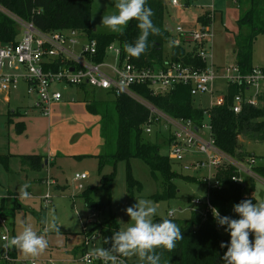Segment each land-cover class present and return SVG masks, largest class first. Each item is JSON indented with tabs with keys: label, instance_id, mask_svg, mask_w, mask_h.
<instances>
[{
	"label": "trees",
	"instance_id": "16d2710c",
	"mask_svg": "<svg viewBox=\"0 0 264 264\" xmlns=\"http://www.w3.org/2000/svg\"><path fill=\"white\" fill-rule=\"evenodd\" d=\"M236 1L239 3V0ZM165 2L166 0H147L146 6L150 7L153 12L151 19L154 26L159 29V34L150 33L146 51L139 59L129 56V60L140 67H148L153 64L161 65L168 61L202 68L204 63L196 54L195 48L188 46L189 38L182 37L180 42L175 41L172 34L164 26ZM250 4H253V0H250ZM0 6L23 20L31 21L41 30L69 29L79 32L89 40L94 39L96 41V52L92 56L94 61H101L104 58L106 47L111 42L119 45L121 55L127 54L124 51V45L126 43L134 45L141 34L137 27L138 21L135 19L129 22L122 34L95 29L91 23L92 0H0ZM238 6L240 14L236 21L237 30L234 33L233 52L235 64L238 65L240 72L245 74L253 68V43L257 33L263 29V21L261 22V18L255 16L254 5L246 10L241 5ZM208 16L209 12H203L198 15V19L203 23H208L211 21ZM16 24L17 22L11 16L0 11V43L15 44L17 42L18 29L15 27ZM165 42H169L168 52L163 49ZM52 67L58 69L59 66L53 64ZM261 68L264 70V66ZM76 87L86 90L88 86ZM133 87L146 100L172 117L190 119L198 126L204 119V108L193 106V97L190 95L187 85H173L164 93L155 94L151 93L148 86ZM238 91L239 86L230 85L227 90L226 104L209 108V132L218 149L228 155L240 158L248 155L249 152L245 147L243 149L240 146L239 136L249 140L263 138L264 106H244L239 113H234L229 104L233 95ZM104 92L112 96L107 101L96 99L93 92H90L92 99H83L86 102L87 111L100 116V134L104 139L102 150L94 155L97 159V171L100 175L99 185L82 187L79 194L84 200L85 206L97 211H102L108 206L109 200H95L93 192L96 188L102 189L109 197L117 163L120 161L126 163V191L128 195H132L134 191H141L142 185L131 174L130 160L132 158L141 160L156 180L160 177L158 179L161 182L160 190L151 195L152 199L159 201L177 198L178 190L173 180L176 178L189 180V177L175 171L172 168L174 161L167 156V153L162 154L160 152V144L167 145L168 133L165 135L164 131L153 132L151 135L153 140H149L147 137L150 134L145 133L144 128L149 122H155L153 119L148 121V109L125 94L115 95L111 91ZM7 123H11L10 118L7 119ZM14 126L17 133L24 130L23 121L15 122ZM20 158L22 166L34 170L42 168L44 160L47 159L46 156L37 154L22 155ZM0 163L3 167H7L5 156H0ZM105 166L111 168L107 173H103ZM255 169L256 172L261 173L264 167L256 166ZM235 173V167L231 165L226 168H214V180L220 186L208 190V199L211 206L217 208L220 214L238 219L239 216L233 211L234 204L244 199H250L254 203V197L251 194L245 195L243 185L231 179ZM190 199H188L189 204H191ZM189 210L190 213L186 218L168 215L153 218L156 223L161 222L164 218L171 219L180 227L183 236L182 240L176 242L173 251L157 249V252L161 254L160 264H225L222 257L227 248H222L220 245L222 242L228 243L224 234L217 230L215 218L206 205L201 206L199 211L193 207H190ZM105 223L109 224L116 232L117 224L112 216L99 224L103 226ZM99 229L100 226L95 225L87 236L100 233L102 248L110 249V237L104 230ZM86 248L87 242H84L81 254L84 255L88 252ZM15 259L14 246L7 247L5 251L0 250V260H3L4 264H11L15 262ZM98 264H103V262H98Z\"/></svg>",
	"mask_w": 264,
	"mask_h": 264
},
{
	"label": "rangeland",
	"instance_id": "374dc122",
	"mask_svg": "<svg viewBox=\"0 0 264 264\" xmlns=\"http://www.w3.org/2000/svg\"><path fill=\"white\" fill-rule=\"evenodd\" d=\"M206 1V0H205ZM207 5L211 0H207ZM116 0H92L91 7V23L93 27L100 31H110L107 27L101 24L103 15H111L117 13L115 8ZM214 18L212 20L213 36L211 39L210 52L212 54L211 59L216 66L219 65L223 70L219 69V73H226V68L234 66L235 55L233 52L232 41L230 38V30L233 26H236L235 17L238 13L240 14V8L238 5L246 10L254 5V14L256 17L263 21V29L259 31L253 43V66L261 67L264 64V0H253V4H250V0H239V3L233 0H214ZM238 2V1H237ZM164 6L163 19L164 26L172 34L177 36L174 27L176 21L169 18V12L175 13L177 9L168 4L166 0ZM220 10L222 19L220 17ZM0 11L11 16L16 21V15L10 13L0 6ZM238 18V17H237ZM17 22V21H16ZM223 22L228 23L227 27H224ZM18 31H22V27L16 24ZM229 29V30H228ZM79 39V46L86 44L87 38H85L79 32L75 34ZM170 39V38H169ZM187 44V43H185ZM78 45L75 46V50H78ZM163 49L165 52L169 50V42H165ZM110 60V58H109ZM225 83V82H224ZM221 87H226L225 84L220 82ZM17 90L10 94L11 101L7 104L3 100V95L0 94V147H4L3 144L7 140V112L16 106H31L33 103L32 98H29L24 90V83L20 80L17 84ZM15 88V89H16ZM58 88L63 92L65 89L62 86ZM94 97L96 99L109 100L112 96L105 93L100 89H93ZM78 97V95H76ZM20 98V99H18ZM81 101V100H80ZM209 94H202L193 97L192 104L197 108H207L209 106ZM21 102V103H20ZM8 110V111H7ZM34 112L28 114L30 117L43 118L45 123L42 122L41 127H45L42 134L47 136L46 145L47 147H93L94 140L97 138L96 128L90 124V119L85 118L82 111L74 110L76 116L74 121L64 124L60 121L49 123L50 117L42 115L39 111L32 109ZM22 112L14 110L10 116L14 119L20 117ZM66 112L61 115L64 117ZM61 116H59L61 118ZM99 116V115H98ZM100 117V116H99ZM89 119V120H88ZM49 120V121H48ZM63 120V119H62ZM206 120V119H205ZM154 129L149 133L150 136L147 138L153 140V132L164 131L165 135L169 132L170 126L164 127V122L154 123ZM84 128V129H82ZM37 132L38 129L35 128ZM205 135L207 131L204 129ZM240 146L245 147L249 154H253L252 157L257 159V164L249 163L252 159L251 156L245 155L243 157L232 156L237 163L243 164L246 169H251L252 175H247L235 168V176L240 178L239 183L243 185V193L245 195L251 194L255 198V203L264 202V175L256 172V166H264V135L260 140H249L245 137L239 136ZM169 140V138H168ZM168 145V142H167ZM161 143L160 152L162 154L167 153L169 147ZM244 149V148H243ZM199 158V159H197ZM198 161L202 163L198 169L190 168L184 170L182 166L184 164ZM204 157L198 155L195 149H190L185 153V157L180 162H172V168L181 173L187 175L189 180H183L176 178L173 182L177 186V198L169 200L156 201L151 198L153 193L160 190V180H156L151 176L148 167L139 159L132 158L130 160V170L132 176L137 179L142 185L140 192L134 191L132 195H128L126 191V163L120 161L117 163L116 173L111 185L110 195L102 189H95L93 192V198L98 201H108V206L102 211L95 209H89L85 206L84 200L79 196L81 189L78 184L82 187L98 186L99 177L97 171V160L92 157H65L57 159L55 164L46 166L37 170L31 169L30 167H23L18 160H13L10 165V174H8L9 190L14 194L12 199L7 197V193L2 182V176L0 174V221L5 220V225L0 224V250L5 251L7 249V240L1 239V235L5 234L7 239H11L17 236L23 231L25 223H30L33 230L38 235H44L47 240L46 249L37 257L24 254L21 250L15 247L16 259L11 264H30L34 261L35 264H69L71 261H75V264H84L81 260L83 254H81V248L84 242H87V251L91 252L96 248H102V241L100 233L90 235V230L95 226L99 225L101 230H104L108 236H113L115 229L105 223L103 226L99 223L105 222L110 216L113 217L117 224V229H126L132 225L130 217L126 213V209L129 206L136 204L137 199H145L155 204L157 208L156 216H165L169 210L174 211V217L186 218L190 210L191 204L188 203L189 198L198 197L204 199L207 195V185L204 183L205 175L209 178V183H213V167H207L204 162ZM51 163V162H50ZM203 164L205 165L204 167ZM256 164V165H254ZM229 165L221 166L226 168ZM217 168H219L217 166ZM2 167L0 166V170ZM109 166L103 168V173L110 171ZM3 171V170H2ZM84 172L88 175L87 179L77 181L73 179L75 173ZM40 179V181H39ZM56 179L60 186L55 187V182L52 180ZM42 180V184H41ZM48 180L50 183L48 200H44L43 197L46 194L45 181ZM28 183L30 186L27 191L30 194L27 199H20L19 190L21 186ZM251 184L253 187H251ZM57 186V185H56ZM62 188V189H61ZM59 189L61 191H59ZM191 201V199H190ZM3 204V205H2ZM13 214V216H12ZM154 216V217H156ZM55 217L57 228L51 227V219ZM153 217V218H154ZM49 221L45 224L44 221ZM99 229V230H100ZM228 233V232H227ZM254 243V234L251 235ZM251 240V239H250ZM128 264H141L139 258L133 257H120ZM0 264H4L3 260H0ZM110 264V262H109Z\"/></svg>",
	"mask_w": 264,
	"mask_h": 264
},
{
	"label": "built area",
	"instance_id": "2783aa9c",
	"mask_svg": "<svg viewBox=\"0 0 264 264\" xmlns=\"http://www.w3.org/2000/svg\"><path fill=\"white\" fill-rule=\"evenodd\" d=\"M193 0H168L169 4L185 8ZM213 2H209L207 9L210 22L203 23L198 20L195 28H184L181 23H176L174 30L177 36H172L175 41H181L182 37L189 38V47H194L196 54L204 63L202 68L188 65L181 62H164L161 65L153 64L148 67H140L129 60V55H121L119 45L111 42L106 47V55L101 61L92 60L96 52V41L87 39L86 44L79 46V39L76 32L66 29L51 31L41 30L31 21H26L16 16V21L22 26L23 32L15 44L9 46L0 45V93H8L17 87L18 82L24 81L26 92L35 96L34 107L42 115L49 113L50 107L62 99V92L58 86L63 88L69 86L87 85L93 89L111 91L115 95L125 94L139 103L143 104L149 111L148 121L161 123L164 127L170 126L167 140V156L175 162L184 159L185 153L195 149L198 155L204 157L207 167L217 168L225 165L235 167L247 175H252L251 169H246L243 164L237 163L228 155L217 148L213 137L209 132V108L224 106L227 100V90L230 85L239 86V91L231 99L230 108L234 113H239L244 106H264V70L261 67L253 66L248 73H241L237 64L224 68L215 66L211 59L212 20L214 17ZM78 45V50L75 46ZM110 58V60H109ZM58 65V69L52 67ZM5 67L14 71H5ZM219 69L223 70L222 74ZM220 82L226 87H221ZM225 82V83H224ZM182 84L189 87L192 97L202 94H209V106L204 108V119L201 124L195 125L190 119L172 117L154 104L146 100L133 86H148L152 94L164 93L171 86ZM240 89H243L242 91ZM206 119V120H205ZM157 124V123H156ZM154 123L149 122L144 132L149 134L154 129ZM204 129L207 131L205 135ZM252 158V157H250ZM199 159V158H197ZM249 163H254L250 159ZM203 162V163H204ZM202 163L193 161L184 164L182 168L198 169ZM205 165L203 164L202 167ZM204 183L207 185V195L204 199L191 198V207L198 210L206 205L213 215L212 206L208 199V190L219 187L214 180L209 183L205 175ZM86 178V173H75L73 179L81 181ZM233 181H240V178L233 175ZM50 182L45 181L46 194L43 199H49ZM81 189L82 185L78 184ZM172 212L174 216V211ZM167 213V215H168ZM221 216H223L221 214ZM214 217V216H213ZM216 221V219H215ZM2 226L5 220L0 221ZM217 230L224 234L227 243L230 244V234L225 231L226 226L219 225L216 221ZM7 236L1 235L6 241ZM85 253L81 260L84 264H98L102 260ZM87 256V259L85 257ZM124 261V260H123ZM22 264H26L22 262ZM30 264H35L31 261ZM124 264H128L124 261Z\"/></svg>",
	"mask_w": 264,
	"mask_h": 264
},
{
	"label": "clouds",
	"instance_id": "9594fccd",
	"mask_svg": "<svg viewBox=\"0 0 264 264\" xmlns=\"http://www.w3.org/2000/svg\"><path fill=\"white\" fill-rule=\"evenodd\" d=\"M146 3L147 0H116L117 13L103 15L101 22L111 32L122 34L131 20L138 21L141 34L134 45H124V51L137 59L146 51L150 33L159 34L151 19L153 12ZM29 186L28 183L21 186L20 199L29 198ZM137 201L126 209L132 225L114 232L110 249L96 248L88 255L102 260L103 264H124L120 257L133 256L138 257L141 264H160L161 254L157 249L168 252L175 249L176 242L183 239L180 227L167 218L159 223L154 222L153 217L157 215L155 204L145 199ZM211 210L218 224L226 226L225 231L231 237L230 244L222 242L220 245L227 248L222 257L225 264H264V202L253 203L250 199H244L234 204L233 211L239 216L238 219L221 216L215 207ZM172 215V212L168 213V216ZM44 223L48 224L49 221ZM51 227H58L55 217L51 219ZM250 234H254V243L250 240ZM6 240L7 246H14L32 257L39 256L47 247L44 235H38L30 223H25L23 231L17 236Z\"/></svg>",
	"mask_w": 264,
	"mask_h": 264
},
{
	"label": "crops",
	"instance_id": "0c3cea01",
	"mask_svg": "<svg viewBox=\"0 0 264 264\" xmlns=\"http://www.w3.org/2000/svg\"><path fill=\"white\" fill-rule=\"evenodd\" d=\"M213 1L214 0H211L210 2H213ZM234 1L237 4V1L233 0V2ZM207 2H208L207 0L206 1L205 0H193L190 3V5L185 8H181L176 5H171L168 2L170 6H173L175 9H177L175 13H170V12L168 13L169 18L175 21L177 19H180L178 23H181L184 28H195L198 25V20H199L198 15L203 13V11L207 9L208 7ZM213 5H214V2H213ZM220 17L222 19L221 10H220ZM237 17H238V13L235 17L236 21H237ZM17 24L19 23L17 22ZM222 24L224 25V27L228 26V23L223 22ZM236 30H237V26H233V29L230 30V38L232 41V47L234 46V33ZM22 32H23V28L21 32L18 31L16 35V40H18L21 37ZM213 64L215 65V63ZM252 65H253V62H252ZM261 66H264V64ZM5 71H14V70L5 67ZM22 82L24 83V90H25L26 95L29 98H32L33 103L31 104V106H16L9 111L7 110L8 112H7L6 123H7L8 118L11 119V123L9 124L7 123V131H8L7 140L3 144L4 147H0V156L1 155L5 156L7 160L6 168L3 167L0 163V166L2 167V169L0 170V174L2 176V182H3L2 186L6 187L5 191L9 199H12L14 197V194H12V192L8 188L9 187L8 174H10L9 173L10 165L13 160H18L19 163L22 164L21 158H20V156L22 155H30V154L42 155V156L47 157V159L44 160V165H43V167H46V166H51L52 164H55L57 159L59 158H65V157H70V156L75 157V158H81V157L95 158L94 155L98 154L102 150L103 148L102 146L104 143V139L101 137V134H100V123H99L100 117L97 114H91L90 112H88L86 109V102L83 101L84 98L92 99L90 98V92H92L91 88L87 87L86 90H82L76 86H69V87H66V89L64 88L65 90L62 92V99L59 102L54 103L50 107L49 113L44 116L50 117L49 119L50 121L48 120L49 123L52 122L54 124L55 122L60 121V123L67 124V123L74 121V118H75L74 116H76L74 113V110H78L80 112L82 111V113L84 114L83 116L85 118L90 119V120L88 119L90 121V124H92L91 118H95L93 120V125L96 128L97 138L96 140H94L93 147H47L45 142L48 137L42 134L45 130V127L43 126L40 128L41 123L42 122L45 123V121L43 118L34 117V116L30 117L28 115L30 111L31 113L34 112L32 109L37 110V111L39 110L34 107L35 96L27 94L26 84L24 81ZM15 90H17V88L10 90L8 93H5V92L0 93L3 95V100L7 104H9V102L11 101L10 94ZM76 95H78V97ZM14 110H19L20 112H22V115L14 119L12 116L9 115L10 113L12 114ZM64 112H66V115L62 117L61 115H63ZM59 116H61V118ZM18 121L24 122V130L21 133H17L15 131L14 124L15 122H18ZM35 128H37L38 131L40 129V131L37 132ZM252 155L253 154H251V157ZM254 161L256 162V164L258 163L257 159H255ZM23 167H26V166H23ZM81 173H84V172H81ZM260 174L264 175V169ZM87 178H88V175L86 174L85 179ZM54 182L57 185V186L55 185V187L60 186V184H58V181L56 179L52 180V183ZM41 184H42V180H41ZM251 187H253L252 184H251ZM59 191L61 190L59 189ZM254 203H255V198H254ZM251 235L252 234H250V239L252 240ZM69 264H75V261H71Z\"/></svg>",
	"mask_w": 264,
	"mask_h": 264
},
{
	"label": "water",
	"instance_id": "95a60500",
	"mask_svg": "<svg viewBox=\"0 0 264 264\" xmlns=\"http://www.w3.org/2000/svg\"><path fill=\"white\" fill-rule=\"evenodd\" d=\"M71 32H74V30H71ZM0 45L1 46H9L10 43L9 42H1Z\"/></svg>",
	"mask_w": 264,
	"mask_h": 264
}]
</instances>
